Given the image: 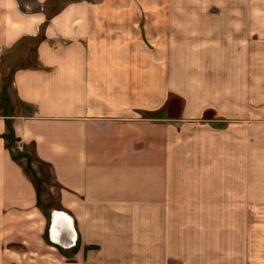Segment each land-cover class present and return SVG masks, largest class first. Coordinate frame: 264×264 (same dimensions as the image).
I'll use <instances>...</instances> for the list:
<instances>
[{
    "label": "crops",
    "instance_id": "1",
    "mask_svg": "<svg viewBox=\"0 0 264 264\" xmlns=\"http://www.w3.org/2000/svg\"><path fill=\"white\" fill-rule=\"evenodd\" d=\"M45 2L0 0V254L264 264V0Z\"/></svg>",
    "mask_w": 264,
    "mask_h": 264
},
{
    "label": "rangeland",
    "instance_id": "2",
    "mask_svg": "<svg viewBox=\"0 0 264 264\" xmlns=\"http://www.w3.org/2000/svg\"><path fill=\"white\" fill-rule=\"evenodd\" d=\"M78 1H82V0H46L45 3H43L40 6L44 7V11L50 10V11H54L66 4H70V3H74V2H78ZM87 1H91V0H87ZM140 2H147V0H139ZM171 1V0H170ZM150 4L151 5H160V4H168L167 0H150ZM27 4H29V6L33 7L35 4L32 3V0H27ZM27 170L30 174H32L36 180V182H38V184L40 186H49L51 185L50 180H49V176H48V170L46 169V167H42L39 164H37L36 162L32 163L31 166H27ZM53 191V190H52ZM57 203L58 201H40L41 206L49 212V209L51 208H57ZM247 211H248V232H251L250 225L252 224L253 219H255L254 215H257V219L260 220V217L262 216V219L264 220V201H248L247 202ZM252 220V221H251ZM253 238V237H252ZM249 240V238H248ZM15 248V247H14ZM13 249V248H12ZM11 253V252H10ZM9 251H3L2 254H0V260L3 262H8L11 259L14 260V257L17 255V258L15 259L16 261L20 262V263H24V264H33L35 262H39L40 258L37 259V256L33 253H18V254H10ZM9 254L11 255L12 258H10ZM68 256V254H67ZM70 260L75 262L78 260L77 255L72 254L69 256ZM248 260H250L248 258Z\"/></svg>",
    "mask_w": 264,
    "mask_h": 264
},
{
    "label": "bare ground",
    "instance_id": "3",
    "mask_svg": "<svg viewBox=\"0 0 264 264\" xmlns=\"http://www.w3.org/2000/svg\"><path fill=\"white\" fill-rule=\"evenodd\" d=\"M54 220V225L52 228V232L54 233L55 236H53V239L56 238L58 239V235L62 232V230L67 229L68 226H71V221L68 218V216L64 215L63 213L56 212L55 213V218Z\"/></svg>",
    "mask_w": 264,
    "mask_h": 264
},
{
    "label": "water",
    "instance_id": "4",
    "mask_svg": "<svg viewBox=\"0 0 264 264\" xmlns=\"http://www.w3.org/2000/svg\"><path fill=\"white\" fill-rule=\"evenodd\" d=\"M56 212H59V213H62V212H60V211H53L51 214V219H50V225H49V229H48V233L50 234V235H52V237L53 236H55L54 235V233L52 232L53 230H52V228H53V225H54V218H55V213ZM54 240L56 241V242H59L60 244H67V247L69 246V245H71V244H73V240L68 236V237H66L64 234H62V233H60L59 235H58V239H56V238H54Z\"/></svg>",
    "mask_w": 264,
    "mask_h": 264
},
{
    "label": "built area",
    "instance_id": "5",
    "mask_svg": "<svg viewBox=\"0 0 264 264\" xmlns=\"http://www.w3.org/2000/svg\"><path fill=\"white\" fill-rule=\"evenodd\" d=\"M15 150L16 151H22L23 150V146L21 144H16Z\"/></svg>",
    "mask_w": 264,
    "mask_h": 264
}]
</instances>
